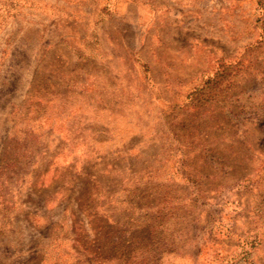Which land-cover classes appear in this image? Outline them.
<instances>
[{
	"label": "rangeland",
	"instance_id": "obj_1",
	"mask_svg": "<svg viewBox=\"0 0 264 264\" xmlns=\"http://www.w3.org/2000/svg\"><path fill=\"white\" fill-rule=\"evenodd\" d=\"M0 264H264V0H0Z\"/></svg>",
	"mask_w": 264,
	"mask_h": 264
}]
</instances>
